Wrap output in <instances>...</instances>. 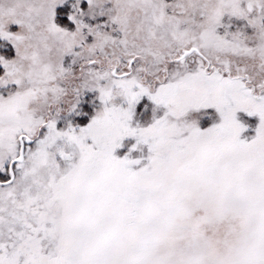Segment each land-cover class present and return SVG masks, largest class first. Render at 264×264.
<instances>
[{
  "label": "snow or ice",
  "instance_id": "obj_1",
  "mask_svg": "<svg viewBox=\"0 0 264 264\" xmlns=\"http://www.w3.org/2000/svg\"><path fill=\"white\" fill-rule=\"evenodd\" d=\"M0 264H264V0H0Z\"/></svg>",
  "mask_w": 264,
  "mask_h": 264
}]
</instances>
